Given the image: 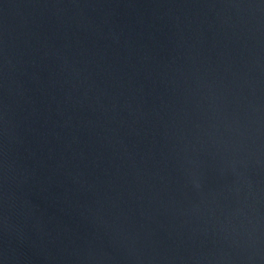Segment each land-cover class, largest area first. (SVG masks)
<instances>
[{
  "label": "water",
  "instance_id": "95a60500",
  "mask_svg": "<svg viewBox=\"0 0 264 264\" xmlns=\"http://www.w3.org/2000/svg\"><path fill=\"white\" fill-rule=\"evenodd\" d=\"M0 264H264V0H0Z\"/></svg>",
  "mask_w": 264,
  "mask_h": 264
}]
</instances>
